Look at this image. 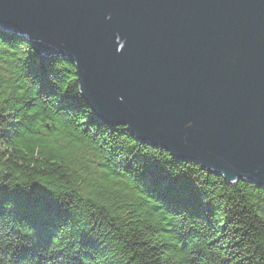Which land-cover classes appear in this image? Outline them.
I'll list each match as a JSON object with an SVG mask.
<instances>
[{"label": "water", "instance_id": "95a60500", "mask_svg": "<svg viewBox=\"0 0 264 264\" xmlns=\"http://www.w3.org/2000/svg\"><path fill=\"white\" fill-rule=\"evenodd\" d=\"M0 29L78 62L102 125L264 189V0H0Z\"/></svg>", "mask_w": 264, "mask_h": 264}, {"label": "clouds", "instance_id": "9594fccd", "mask_svg": "<svg viewBox=\"0 0 264 264\" xmlns=\"http://www.w3.org/2000/svg\"><path fill=\"white\" fill-rule=\"evenodd\" d=\"M116 40L121 53L126 41ZM34 52L28 39L13 44L0 35V187L31 191L39 185L73 219L58 224L50 245L19 264H264V189L239 178L228 183L225 174L200 163L173 167L171 151L141 143L128 134L130 125L113 131L89 123L91 107L61 109V96L83 97L79 64L59 57V75L50 76L58 95L41 96L40 84L26 74ZM13 124L19 127L10 137ZM137 156L188 175L203 203L214 208L211 225L171 212L149 195L127 170L129 163L134 171L141 168ZM14 207L7 203L0 212V264H17L15 253L34 243L35 229L7 214ZM83 232L98 248L82 246ZM189 232L185 247L179 233Z\"/></svg>", "mask_w": 264, "mask_h": 264}, {"label": "trees", "instance_id": "16d2710c", "mask_svg": "<svg viewBox=\"0 0 264 264\" xmlns=\"http://www.w3.org/2000/svg\"><path fill=\"white\" fill-rule=\"evenodd\" d=\"M0 35L13 44L17 40H24L22 37L6 33L1 29ZM57 61L58 59L47 60L34 52L27 63L26 74L32 77L34 82L40 84L39 95L41 96L58 95L57 88L50 79V76L54 74L59 75L54 72ZM59 107L63 110L79 113L83 112L88 106L82 97L66 94L60 97ZM89 123L104 126L92 113L89 117ZM18 127L19 125L17 124L11 125L13 131L6 133V135L10 137L15 135V129ZM112 130L115 131L116 129ZM128 134L130 133L128 132ZM137 160L143 162L141 168L134 171L131 163H129L127 170L133 172L138 182L145 187L149 195L163 202L171 212L176 214L187 212L190 217L201 218L211 225L210 217L214 215V208L211 204L205 205L203 203L200 190L196 188L188 175H173L165 164L148 156H137ZM171 163L175 167L180 162L174 159ZM7 203L15 205L7 214L13 215L18 222L26 221L35 229V237L30 238L34 240L33 246L31 248L23 247L15 253L17 264L30 256L36 257L42 249H46L51 243V238L54 235L53 230L58 224L67 223L68 220L73 219L72 214L53 199L46 189L39 185H34L31 191H25L20 188L10 191L7 187H0V212L4 211V205ZM229 223H232V221L229 220ZM80 235L83 247L98 248V243L88 233L83 232ZM192 235L193 233L191 232L179 233L180 239L185 241V247H187V241ZM216 243L218 241L211 246L214 247ZM240 246L237 245V247ZM42 260L43 258L41 257ZM77 264H79L78 261ZM193 264H198V261H194Z\"/></svg>", "mask_w": 264, "mask_h": 264}]
</instances>
